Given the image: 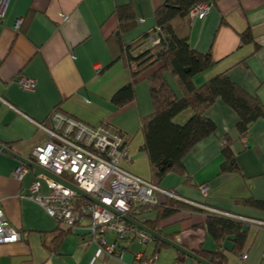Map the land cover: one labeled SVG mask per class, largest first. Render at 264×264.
<instances>
[{
    "label": "crops",
    "instance_id": "1",
    "mask_svg": "<svg viewBox=\"0 0 264 264\" xmlns=\"http://www.w3.org/2000/svg\"><path fill=\"white\" fill-rule=\"evenodd\" d=\"M163 1L4 0L0 22V144L31 158L33 148L49 138L35 124L51 128V114L60 110L87 124L104 122L123 132L130 140L132 157L125 169L150 179L138 129L141 118L153 111L148 77L156 67L142 69L131 79L124 62L114 60L106 40L117 27L113 13L117 6L130 5L133 9L136 24L123 34V41L130 43L154 29V11ZM210 3L203 18L190 22L189 43L199 52H209L215 63L193 76V83L200 85L225 72L264 103V0ZM17 18H22V24L15 30ZM247 31L252 41L243 43L241 34ZM20 77L33 79L34 87L23 88ZM165 77L180 97L182 89L176 79L168 73ZM129 81L133 82L135 98L118 107L111 97ZM181 115L180 122L186 118ZM205 115L215 123V132L187 153L183 173L168 172L159 183L182 199L177 200L199 210H182L160 221L158 227L163 236L193 252L224 248L225 264H264V225L258 223L264 222V209L243 203L248 197L264 200V119L251 124L243 141L236 130L237 113L221 99L208 107ZM225 137L233 141L240 172L220 171ZM21 163L0 149V209L20 234L17 242L0 244V264H145L150 257V264H200L168 245L157 248L152 241L141 244L134 238L116 241L112 232H106L105 237L115 245L114 254L91 241L83 229L62 233L45 210L29 198L35 179L40 182V194L48 193L45 180L38 178L41 175L35 176L30 167L19 180L12 175ZM203 185L205 193L200 190ZM206 211L230 214L221 216L244 224L246 238L237 253L231 251L232 236L216 244L206 228ZM244 254L247 257L242 259Z\"/></svg>",
    "mask_w": 264,
    "mask_h": 264
},
{
    "label": "trees",
    "instance_id": "2",
    "mask_svg": "<svg viewBox=\"0 0 264 264\" xmlns=\"http://www.w3.org/2000/svg\"><path fill=\"white\" fill-rule=\"evenodd\" d=\"M210 1L164 0L154 11V29L130 43L123 41V34L136 24L132 7L117 6L113 12L117 19V27L106 41L114 60L124 62L131 79L142 69L156 67L148 77L153 111L141 118L138 129L143 138L141 149L147 156L150 181L156 184H159L168 172L183 173V159L187 153L195 144L215 132V123L205 115V111L217 99H221L237 113L236 130L240 138L246 137L251 124L264 119V103L257 95L248 93L233 82L225 72L213 75L200 85L193 83V76L208 70L215 62L209 52L202 53L190 46V10L199 3ZM156 28H161L165 32V37L151 45L154 50L150 53L149 49L143 50L142 45L145 43H142ZM241 41L251 42V34L248 31L242 33ZM139 48L141 51L134 55ZM133 63H137V68L132 69ZM165 73L174 77L180 85L182 89L180 97L176 96L167 82ZM134 98V85L129 81L112 95L111 102L123 107L131 103ZM181 114H185L186 119L179 122L175 117L182 116ZM232 142L230 138L225 137L221 172H240ZM243 203L264 209V200L248 197ZM185 209L199 210L176 198L165 196L156 205L131 207L128 215L162 235V228L158 227L159 222ZM150 214L154 216L150 217ZM206 216L207 231L216 244L220 245L227 236H232L234 245L231 251L237 253L246 238L247 231L243 227L244 224L207 211ZM57 228L62 233L71 231L61 230L58 226ZM152 242L157 248L166 246L157 239H153ZM224 250L222 248L211 252L201 249L195 253L213 264H225Z\"/></svg>",
    "mask_w": 264,
    "mask_h": 264
},
{
    "label": "built area",
    "instance_id": "3",
    "mask_svg": "<svg viewBox=\"0 0 264 264\" xmlns=\"http://www.w3.org/2000/svg\"><path fill=\"white\" fill-rule=\"evenodd\" d=\"M3 1L0 0V22L4 15ZM210 7V2L199 3L190 10V17L203 18ZM62 18L65 20L67 16L63 15ZM21 23L22 18H17L13 24L14 29H18ZM162 37H165V32L156 28L146 42L156 44ZM19 84L23 88L31 89L35 81L20 77ZM51 120V128L35 124L49 138L33 148L32 157L29 159L95 196L99 204H91L88 200L80 203V196L75 191L44 175L38 178L45 180L48 193L40 194L41 185L35 179L30 186L29 198L39 204L56 223L64 225L63 227L71 230L83 229L90 234L97 232L92 235V240L98 241L109 254L116 252L115 245L106 240L107 231L113 232L117 240L133 237L141 244L153 241V236L129 224L122 216L133 205L157 204L165 196L175 197L174 194L122 167V163L130 164L132 161L129 146L125 136L112 130L109 125H89L58 110L53 111ZM26 170L27 165L21 163L12 175L19 180ZM77 207H80L79 211H75ZM84 220L86 222L82 226ZM258 223L264 225V222ZM19 238V232L0 209V244L14 243ZM242 257L245 259L247 256L244 254ZM152 261L153 258L150 257L145 260V264Z\"/></svg>",
    "mask_w": 264,
    "mask_h": 264
},
{
    "label": "water",
    "instance_id": "4",
    "mask_svg": "<svg viewBox=\"0 0 264 264\" xmlns=\"http://www.w3.org/2000/svg\"><path fill=\"white\" fill-rule=\"evenodd\" d=\"M0 149H2L4 152L14 156L19 161H21L22 163H25L27 166H29L33 170V174L35 176L44 175V176H46L48 178L53 179L56 182H59V183L63 184L64 186L70 188L71 190L75 191L76 193H78L82 197H85V198H87L88 200H90L92 202H98L97 199H95L94 197L88 195L85 191H83L80 188H78L75 184L71 183L70 181L65 180L64 178H62L60 176H57V175L51 173L50 171L46 170L45 168H43L40 165H38L37 163H35L33 160H31L29 158L21 157L20 155H18L15 152H13L10 148H7L5 145H2V144H0ZM122 217L126 221L130 222L131 224L136 225L140 229H142L145 232L149 233L151 236L154 237V239L160 240L164 244H166V245L174 248L175 250L179 251L180 253H182V254H184V255L196 260L200 264H213L210 261L198 256L195 252L185 248L184 246H182V245L178 244L177 242L167 238L166 236H163V235L159 234L157 231L148 228L143 223L131 218L130 216L123 215Z\"/></svg>",
    "mask_w": 264,
    "mask_h": 264
},
{
    "label": "rangeland",
    "instance_id": "5",
    "mask_svg": "<svg viewBox=\"0 0 264 264\" xmlns=\"http://www.w3.org/2000/svg\"><path fill=\"white\" fill-rule=\"evenodd\" d=\"M67 19V18H66ZM65 19V20H66ZM190 19H191V22L193 21V17H190ZM152 34V33H151ZM149 36L150 35H148L147 36V38H149ZM146 38V39H147ZM145 43V44H144ZM142 44H144V45H142L143 46V50H145V49H149V51H150V53H151V51L153 52V50H154V48L153 47H151V45H154V44H151V43H149V42H143ZM141 46V47H142ZM151 47V48H150ZM146 50V51H147ZM141 51V49L139 48V49H137V51L134 53V55H137L138 54V52H140ZM137 64V63H136ZM136 64L135 63H133V66H132V69H135V68H137L136 67ZM59 112H61L60 110H58ZM62 113V112H61ZM64 114V113H63ZM64 115H68V114H64ZM68 116H70V115H68ZM183 116V115H182ZM70 117H72V118H75V117H73V116H70ZM180 118H181V116L180 117H178L176 120H178L179 122L181 121L180 120ZM75 119H77V118H75ZM184 119H186V118H183V120L182 121H185ZM79 120V119H78ZM81 121V120H80ZM83 122V121H82ZM85 123V122H84ZM101 124H106V123H101ZM101 124H98V125H101ZM90 125V124H89ZM107 125V124H106ZM111 128V127H110ZM113 130V129H112ZM116 132H118V133H120V134H122V135H124L125 136V138H126V141H127V143H128V146H129V138L123 133V132H119V131H117V130H115ZM242 140L243 141H245L246 140V137H242ZM129 153H130V150H129ZM131 155V154H130ZM39 165V164H38ZM124 163H122V167L125 169V167H124ZM41 166V165H40ZM29 166H27V168H28ZM42 167V166H41ZM44 168V167H43ZM47 170V169H46ZM126 170V169H125ZM132 174H134V173H132ZM135 176H137V177H140L141 179H145V178H143V177H141V176H138V175H136V174H134ZM38 177V176H37ZM61 177V176H60ZM145 180H148V181H150V179L149 178H146ZM152 182V181H151ZM72 183V182H71ZM154 183V182H153ZM74 184V183H73ZM156 184V183H155ZM156 185H159V184H156ZM77 186V185H76ZM160 186V185H159ZM78 187V186H77ZM160 187H162V186H160ZM201 187V192L202 193H205L206 192V187L203 185V186H200ZM79 188V187H78ZM163 188V187H162ZM205 188V191L203 192L202 190ZM70 189V188H69ZM164 189H166V188H164ZM82 190V189H81ZM166 190H168V191H170L171 193H173L174 194V196L175 197H173V196H171V198H176V199H181L179 196H177L172 190H169V189H166ZM84 191V190H83ZM78 194V193H77ZM88 194V193H87ZM79 195V194H78ZM88 195H90V194H88ZM80 196V199H79V202L80 203H85L86 202V200H88L87 198H85V197H82L81 195H79ZM90 196H92V195H90ZM92 197H94L95 199H97L95 196H92ZM167 197H169V196H167ZM98 200V199H97ZM164 200V199H163ZM182 200V199H181ZM88 201H90V200H88ZM90 203L91 204H99V200H98V202H92V201H90ZM191 203V202H190ZM158 204V203H157ZM142 205H144V204H142ZM145 205H150V204H145ZM151 205H156V204H151ZM191 205H192V203H191ZM133 206H138V205H133ZM132 206V207H133ZM79 208L80 207H77L76 209H75V211H79ZM214 211V210H213ZM217 214H219V215H222V216H230V214H225V213H223V212H216ZM124 215H128V211L126 212V213H124ZM129 216V215H128ZM123 218V217H122ZM124 219V218H123ZM86 222V220H84L82 223H81V225L83 226L84 225V223ZM126 222H128V221H126ZM129 224H131L130 222H128ZM57 224V226L58 227H60V229L61 230H65V229H67V228H65V227H63L64 225H62V224H59V223H56ZM131 225H133V224H131ZM134 226H136V225H134ZM136 227H138V226H136ZM139 228V227H138ZM140 229V228H139ZM71 230V229H70ZM142 230V229H141ZM72 231V230H71ZM144 231V230H143ZM86 233H88L87 231H85ZM107 232H110V231H107ZM97 233V232H96ZM96 233H88L89 234V236H90V240L91 241H93L92 240V235H95ZM113 233V232H112ZM114 234V233H113ZM114 237H115V235H114ZM154 238V237H153ZM20 239V238H19ZM116 241H118L117 239H115ZM124 240V239H123ZM135 241H137V240H135ZM93 242H96V241H93ZM97 243H98V241H97ZM140 257H142V255H140ZM139 257V258H140ZM242 259H243V257H242Z\"/></svg>",
    "mask_w": 264,
    "mask_h": 264
}]
</instances>
